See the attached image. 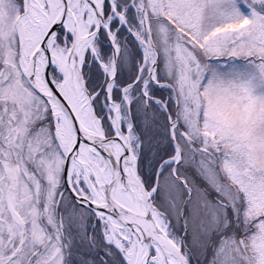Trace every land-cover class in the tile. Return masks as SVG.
<instances>
[{"label":"snow or ice","instance_id":"6c2138e0","mask_svg":"<svg viewBox=\"0 0 264 264\" xmlns=\"http://www.w3.org/2000/svg\"><path fill=\"white\" fill-rule=\"evenodd\" d=\"M0 264H264V0H0Z\"/></svg>","mask_w":264,"mask_h":264}]
</instances>
